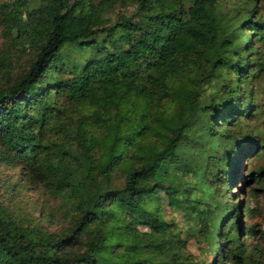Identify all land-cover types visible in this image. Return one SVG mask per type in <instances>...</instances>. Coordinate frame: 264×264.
Returning <instances> with one entry per match:
<instances>
[{
	"label": "trees",
	"instance_id": "1",
	"mask_svg": "<svg viewBox=\"0 0 264 264\" xmlns=\"http://www.w3.org/2000/svg\"><path fill=\"white\" fill-rule=\"evenodd\" d=\"M218 1L38 0L25 21L4 15L9 31L29 40L33 56L26 70L0 89V162L19 166L29 182L48 191L66 187L76 216L66 231L49 233L20 226L0 208V264H193L173 222L159 213L160 193L168 207L181 215L188 210L202 221L196 231L214 254L208 264H243L245 259L264 264L245 256L246 246L238 237L245 206L241 209L231 198L212 199L204 192L192 198L187 188L174 183V172L196 173L180 144L198 115L208 120L195 138L213 136L222 148L220 154L215 152L221 163L211 173L212 181L221 182V167L230 155L231 140L226 139L234 135L230 128L237 134L241 124L236 119L249 111L237 112L239 93L252 102L251 90L241 92L237 86L242 83L239 77L248 73L249 42L244 34L236 41L239 35L234 30L245 23L255 34L264 22L240 18L242 22L224 35ZM117 4H131L133 12L113 20L110 13ZM262 35L256 34L263 42ZM68 45L88 49L92 55L84 62L63 61L54 69L52 85L45 87L41 79ZM260 73L264 82V72ZM184 77L193 82L212 77L213 93L198 102L194 90L178 87L182 106L161 116L157 111L170 94L172 81ZM58 92L88 106L72 139L86 159L84 168L80 164L59 170L50 163L43 132L51 116L59 114L53 97ZM261 100L264 104V87ZM224 115L233 122L223 125ZM87 121L102 126L101 141L95 139L93 128H84ZM95 145L100 148L97 157L91 152ZM256 149L254 157L264 142L258 141ZM230 171L229 167L224 174L226 186L241 175ZM116 172L120 186L110 182ZM257 174L248 172L242 180L252 181ZM206 221L215 224L207 228ZM246 231L253 233L251 228Z\"/></svg>",
	"mask_w": 264,
	"mask_h": 264
},
{
	"label": "rangeland",
	"instance_id": "2",
	"mask_svg": "<svg viewBox=\"0 0 264 264\" xmlns=\"http://www.w3.org/2000/svg\"><path fill=\"white\" fill-rule=\"evenodd\" d=\"M36 6H38V0H0V89L21 75L33 56L29 40L20 32L9 31V19L5 20L4 15L11 16L13 20L23 21L26 19V12ZM132 8L131 4H117L111 10L110 18L114 20L119 14H130L133 12ZM217 9L219 28L224 35L231 26L242 22L240 18L245 17V19L255 20L261 24L264 22V0H219ZM235 20L237 21L235 22ZM238 28V30H234L235 34L237 32L239 35L236 41L239 40L240 35H246L250 52L246 51L248 73H246L247 75L244 73V77H239L238 81H242V83L237 86L241 92H244L246 88L251 90L249 100L252 102L249 103L246 97H240L242 93H239L240 100L237 102L239 110L237 112L249 111L247 114L239 116L240 121L236 119L237 123L241 124V130L237 134H235L236 129L230 128L229 132H234V135L230 139H226L231 140L229 141L230 155L221 167V182L212 181L211 173H214L218 163H221L215 156V152L220 154L222 148L220 144H216L219 140H214L213 136L203 134L195 138L196 133L201 132L199 128L208 120L206 115H198L194 120V126L187 131L186 141L180 144L196 173L181 175L174 172V183L187 188L192 198L201 196L204 192L212 199L220 196L231 198L235 200L234 203L239 202L241 209L245 206L246 209L244 213L241 212L239 218L241 230L238 237L244 241L246 246L245 256H249L252 260L264 261V149L259 150L258 156H253V152H257V142L260 140L264 142V104L261 103L264 82L260 76V72H264V41H259L256 36V34L264 35V25L260 28L263 29L255 34L245 23H241ZM90 55L92 53L88 49H80L73 45L66 46L61 55L46 70L47 73L45 72L41 79L42 84L44 83L45 87L52 85L54 69L60 66L63 61L81 60L84 62ZM214 81L212 77L205 78L202 82L200 80L193 82L186 77L173 80L172 90L167 97L162 99L163 105L157 112L161 116H167L168 112L173 113L182 106L180 98L182 91H177L178 87L184 90H194L198 102L207 101L213 93ZM196 83L197 87L195 88ZM53 97L56 98L55 106L59 108V114L51 116L43 132L44 140L49 144L51 150L50 158L52 160L50 163L54 168L58 167L59 170H62L64 166H79L80 164L84 168L86 159L75 149L72 139L78 123L83 121L85 113L88 112V106L84 103L67 100L62 92L53 94ZM225 116L221 122L223 125L233 122L226 120ZM87 123L84 128L87 129L89 126L93 128L92 133L95 139L97 142L101 141L102 126L91 125L89 121ZM153 138L150 137V140ZM67 150H71V153L61 157V153ZM91 152L97 157L100 148L95 145ZM229 167L232 174L240 171L241 175L230 180L229 186H226L227 181L224 174ZM96 171L97 167L94 172L96 173ZM252 171H257L259 174L252 181L244 182L242 175ZM22 172L19 166H6L0 162V208H3L5 213L24 228L49 233L66 231L76 216L75 204L66 187L57 192L48 191L38 183L29 182ZM63 180L66 181V179ZM110 182L120 186V174L118 172L112 174ZM99 183L101 184V177ZM76 196L80 199L83 198L79 194ZM159 197V213L165 220L173 222L172 229L179 234L181 240H184L182 250L192 258V263L208 264L214 261V254L209 251L208 241L200 232L196 231L202 221L193 219L188 210L184 215H181V211L173 210L166 205L165 197L161 193ZM149 204H153V201H150ZM214 224L212 221H206L207 228H212ZM248 228H251L253 233L246 231ZM137 229L149 232L147 227L137 226ZM225 264L231 263L226 261ZM243 264H251V261L245 259Z\"/></svg>",
	"mask_w": 264,
	"mask_h": 264
},
{
	"label": "clouds",
	"instance_id": "3",
	"mask_svg": "<svg viewBox=\"0 0 264 264\" xmlns=\"http://www.w3.org/2000/svg\"><path fill=\"white\" fill-rule=\"evenodd\" d=\"M172 113L171 112H168V115L170 116Z\"/></svg>",
	"mask_w": 264,
	"mask_h": 264
}]
</instances>
